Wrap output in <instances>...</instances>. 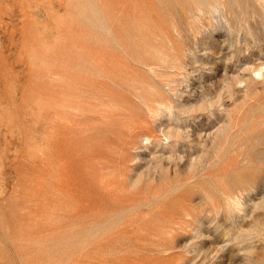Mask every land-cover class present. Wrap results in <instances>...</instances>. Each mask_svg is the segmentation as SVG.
I'll return each instance as SVG.
<instances>
[{
	"label": "rangeland",
	"instance_id": "374dc122",
	"mask_svg": "<svg viewBox=\"0 0 264 264\" xmlns=\"http://www.w3.org/2000/svg\"><path fill=\"white\" fill-rule=\"evenodd\" d=\"M263 113V0H0V264H264Z\"/></svg>",
	"mask_w": 264,
	"mask_h": 264
},
{
	"label": "bare ground",
	"instance_id": "6f19581e",
	"mask_svg": "<svg viewBox=\"0 0 264 264\" xmlns=\"http://www.w3.org/2000/svg\"><path fill=\"white\" fill-rule=\"evenodd\" d=\"M263 1H264V0H263ZM212 2H213V1H212ZM210 6H211V5H210ZM212 7H213V6H212ZM210 8H211V7H210ZM192 9H193V8H192ZM197 9H198V8H197ZM198 10H199V9H198ZM191 11H192V10H191ZM192 12H193V11H192ZM194 12H195V11H194ZM174 52H175V51H174ZM183 52H184V51H183ZM181 55H182V54H181ZM181 55H180V56H181ZM183 55H184V54H183ZM183 55H182V56H183ZM152 56H153V55H152ZM160 56H161V55H160ZM165 57H166V56H165ZM170 58H171V57H170ZM182 58H183V57H182ZM151 59H153V57H151ZM167 59H168V56H167ZM176 59H177V58H176ZM178 59H179V57H178ZM171 60H172V59H171ZM171 60H170V61H171ZM173 60H174V59H173ZM171 62H172V61H171ZM175 62H176V61H175ZM180 62H181V61H180ZM172 63H173V62H172ZM176 63H177V62H176ZM142 64H143V63H142ZM145 65H146V64H145ZM164 65H165V64H164ZM151 67H152V66H151ZM172 67H173V66H172ZM175 67L177 68V66H175ZM173 68H174V67H173ZM261 75H262V74H261ZM223 79H224V78H223ZM223 79H222V80H223ZM224 80H225V79H224ZM227 82H228V81H227ZM221 83H222V82H221ZM224 83H226V82H224ZM224 83H222V84H224ZM238 84H240V83H238ZM220 85H221V84H220ZM219 87H220V86H219ZM216 88H217V87H216ZM217 89H218V88H217ZM214 90H215V89H214ZM221 90H222V89H221ZM217 91H219V89H218ZM217 91H216V92H217ZM216 92H214V94H215ZM219 92H220V91H219ZM219 92H218V93H219ZM205 93H207V92H205ZM157 94H158V93H157ZM207 94H208V93H207ZM155 95H156V94H155ZM162 95H163V94H162ZM219 95H220V94H219ZM150 96H151V94H150ZM158 96H159V95H158ZM208 97H210V96H208ZM150 98H151V97H150ZM154 99H155V98H154ZM154 99H153V100H154ZM151 100H152V99H150V101H151ZM158 101H159V100H158ZM160 102H161V101H160ZM210 102H211V101H210ZM210 102H209V103H210ZM156 103H157V102H156ZM158 103H159V102H158ZM158 103H157L156 105H158ZM161 103H162V102H161ZM207 103H208V102H207ZM165 104H166V103H165ZM172 104H173V103H172ZM203 105H204V104H203ZM210 105L212 106V104H209V106H210ZM256 105H257V104H256ZM162 106H163V105H162ZM162 106H161V107H162ZM168 106H169V105H168ZM201 106H202V105H201ZM171 107H172V106H171V101H170V108H171ZM203 107H205V106H203ZM203 107H202V109H203ZM158 108H160L159 105H158ZM167 108H168V107L166 106V109H167ZM170 108H169V110H170ZM195 108H196V107H194V109H195ZM207 108H208V106H207ZM207 108L205 107L206 110H207ZM261 108H262V107H261ZM161 109H162V108H161ZM173 109H174V108H173ZM253 109H254V108H253ZM255 109H256V108H255ZM157 110H158V109H157ZM159 110H160V109H159ZM162 110H163V109H162ZM198 110H201V109L198 108ZM203 110H204V109H203ZM170 111H171V110H170ZM253 112H254V111H253ZM171 113H172V112H171ZM251 113H252V112H251ZM259 113H260V112H259ZM256 114H257V113H256ZM263 114H264V113H263ZM261 116H262V114H261ZM255 117H256V116H255ZM250 118H251V117H250ZM256 119H257V117H256ZM253 121H254V120H253ZM245 122H246V121H245ZM249 124H250V123H249ZM262 125H263V124H262ZM263 126H264V125H263ZM242 127H243V126H242ZM226 130H227V129H226ZM226 130H224V131H226ZM231 130H232V128H231ZM257 130H258V128H257ZM226 133H227V132H226ZM176 134H178V133H176ZM259 134H261V133H259ZM262 135H263V134H262ZM174 136H175V135H174ZM239 136H240V135H239ZM249 136H250V135H249ZM220 137H221V136H220ZM234 137H235V136H234ZM180 138H181V137H180ZM184 138H185V137H184ZM247 138H248V136H247ZM224 139H225V137H224ZM226 139H227V138H226ZM244 139H245V138H244ZM244 139H243V140H244ZM218 140H219V139H218ZM222 140H223V139H222ZM228 141H229V140H228ZM230 141H231V140H230ZM251 141H252V140H250L249 142L251 143ZM217 142H218V141H217ZM224 142H225V141H224ZM231 142H232V141H231ZM222 143H223V142H222ZM226 143H227V142H226ZM240 143H242V142L240 141ZM240 143H239V144H240ZM255 144H256V143H255ZM220 145H221V144H220ZM234 145H235V144H234ZM240 145H241V144H240ZM216 146H217V145H216ZM229 146H231V145H229ZM225 147H226V146H225ZM216 148H218V147H216ZM246 148H247V147H246ZM214 149H215V148H214ZM219 149H220V148H219ZM253 149H254V148H253ZM230 151H231V150H230ZM213 152H214V151H213ZM248 152H249V151H248ZM248 152H247V153H248ZM258 152H259V151H258ZM210 153H211V152H210ZM224 153H225V152H224ZM213 154H214V153H213ZM217 154L219 155V150H218V153H217ZM259 154H260V153H259ZM211 155H212V153H211ZM213 156L215 157V156H217V155H213ZM223 156H224V155H223ZM243 158H244V157H243ZM256 158H257V157H256ZM215 159H216V158H215ZM225 159H226V158H225ZM238 159H239V158H238ZM241 159H242V158H241ZM241 159H239V160H241ZM254 160H256V159H254ZM219 161H220V160H219ZM206 162H207V161H206ZM222 163H223V162H222ZM222 163H221V164H222ZM256 163H257V162H256ZM258 163H259V161H258ZM260 163H261V162H260ZM248 164H249V163H248ZM242 165H243V164H242ZM250 165H251V163H250ZM218 166H219V165H218ZM208 167H209V166H208ZM194 168H195V167H194ZM213 170H214V169H213ZM234 170H235V169H234ZM261 170H262V169H261ZM238 171H239V170H238ZM191 172H192V171H191ZM230 172H231V171H230ZM201 173H202V172H201ZM204 173H205V172H204ZM190 174H191V173H190ZM228 175H229V174H228ZM224 176H225V175H224ZM196 177H197V176H196ZM219 177H220V176H219ZM191 178H192V177H191ZM228 180H229V178H228ZM230 182H231V181H230ZM217 186H220V185H217ZM251 186H253V185H251ZM228 189H229V188H228ZM230 189H231V188H230ZM251 189H252V188H251ZM222 190H225V187H224V189H222ZM247 190L249 191V189L245 188V191H246V192H247ZM242 191H243V190H242ZM245 191H243V192H245ZM224 192H225V191H224ZM235 192H236V191H235ZM249 192H250V191H249ZM249 192H248V193H249ZM226 193H228V192H226ZM238 193H239V192H238ZM230 194H231V193H230ZM241 194H244V193L240 192V195H241ZM245 196H248V194L245 195ZM249 196H250V195H249ZM217 197H218V195H217ZM221 197H223V196H221ZM225 197H227L228 199H230V198H229V194H228V196H225ZM236 197H237V198H241V197H239L238 195H237ZM206 198H207V196H206ZM208 198H209V197H208ZM227 198H226V199H227ZM237 198H236V199H237ZM210 199H211V198H210ZM210 199H209V200H210ZM218 199H219V198H218ZM222 199H223V198H222ZM212 200H213V199H212ZM230 200H231V199H230ZM230 200H229V201H230ZM232 200H233V198H232ZM232 200H231V201H232ZM234 200H235V198H234ZM242 200H243V198L241 199V201H242ZM206 201H207V200H206ZM229 201H227V202H229ZM238 201H240V199H237V201H235L234 203L237 204ZM241 201H240V204H241ZM210 203H212V201H210ZM230 203L233 204V202H229L228 204H230ZM236 204H234L236 207H234V205H232V206L234 207V210H239V209H236V208H238ZM226 205H227V203H226ZM224 206H225V205H224ZM224 206H223V207H224ZM238 206L240 207L239 203H238ZM241 206H242V204H241ZM212 207H213V206H212ZM219 207H220V206H219ZM230 207H231V206H230ZM230 207H229V209H230ZM229 209H228V210H229ZM214 210H215V209H214ZM232 210H233V208H232ZM230 211H231V210H230Z\"/></svg>",
	"mask_w": 264,
	"mask_h": 264
}]
</instances>
